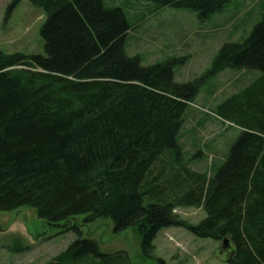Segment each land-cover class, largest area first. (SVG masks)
<instances>
[{
  "label": "trees",
  "instance_id": "obj_1",
  "mask_svg": "<svg viewBox=\"0 0 264 264\" xmlns=\"http://www.w3.org/2000/svg\"><path fill=\"white\" fill-rule=\"evenodd\" d=\"M28 1L45 12V53L0 50V212L34 208L59 234L109 220L117 234L134 229L148 255L162 230L185 228L228 239L227 264H264V14L244 43L223 46L206 76L179 83L175 61L144 66L127 55L129 33L144 18L133 26L106 0ZM145 1L152 13L175 8L200 21L231 2ZM226 69L260 76L217 109L240 135L221 166L200 173L184 163L185 117L202 82ZM178 208L206 218L191 224ZM44 264L132 263L79 238Z\"/></svg>",
  "mask_w": 264,
  "mask_h": 264
},
{
  "label": "rangeland",
  "instance_id": "obj_2",
  "mask_svg": "<svg viewBox=\"0 0 264 264\" xmlns=\"http://www.w3.org/2000/svg\"><path fill=\"white\" fill-rule=\"evenodd\" d=\"M13 0H0V50L5 54L44 55L41 29L45 12L30 1L10 10ZM108 8L121 7L133 25L126 53L140 56L144 66L175 61V80L192 82L206 76L227 43H244L264 14V0H231L222 13L200 21L198 14L175 8L152 13L154 4L145 0H106ZM134 26V25H133ZM260 76L257 71L226 69L208 76L187 110L182 144L184 163L192 169L211 174L221 166L241 129L219 117V106ZM198 150L202 156L192 157ZM212 169V170H211ZM181 219L198 224L206 214L202 209L178 208ZM85 216L76 220L83 223ZM59 229L40 219L34 208L0 212V264H44L64 252L79 238L93 240L104 253L125 252L132 264H227L231 248L197 237L185 228L162 230L154 241L155 251L146 254L134 229L117 234L113 222L99 219L75 231Z\"/></svg>",
  "mask_w": 264,
  "mask_h": 264
},
{
  "label": "water",
  "instance_id": "obj_3",
  "mask_svg": "<svg viewBox=\"0 0 264 264\" xmlns=\"http://www.w3.org/2000/svg\"><path fill=\"white\" fill-rule=\"evenodd\" d=\"M230 247H231L230 241L228 239H225L222 244V250L230 249Z\"/></svg>",
  "mask_w": 264,
  "mask_h": 264
}]
</instances>
